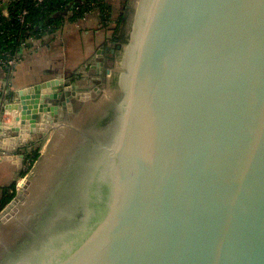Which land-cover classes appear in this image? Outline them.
I'll list each match as a JSON object with an SVG mask.
<instances>
[{
    "label": "water",
    "instance_id": "95a60500",
    "mask_svg": "<svg viewBox=\"0 0 264 264\" xmlns=\"http://www.w3.org/2000/svg\"><path fill=\"white\" fill-rule=\"evenodd\" d=\"M109 47L87 83L47 77L2 106L18 173L53 131L0 209V264H264V0H136ZM106 50L114 82L61 125L111 75Z\"/></svg>",
    "mask_w": 264,
    "mask_h": 264
},
{
    "label": "crops",
    "instance_id": "0c3cea01",
    "mask_svg": "<svg viewBox=\"0 0 264 264\" xmlns=\"http://www.w3.org/2000/svg\"><path fill=\"white\" fill-rule=\"evenodd\" d=\"M128 2L129 0H106L113 15L118 10L121 11L126 8ZM122 14L119 13V16ZM112 36L113 30L104 27L99 14L96 11H91L82 18L68 19V21L52 29L41 39L39 47L29 50L22 62L16 67L1 69L0 119L2 117L3 123L5 125L14 124L13 113L2 111V106L8 101L9 93L13 89L47 77L59 76L69 77L68 83L80 79H82L81 83H87V78H91L89 76L90 65L94 63L96 50L101 46L110 48V44L114 41ZM110 53L109 50H106L102 57L107 66L112 64L108 61ZM61 114L60 121L68 123V118L65 119L63 113ZM52 131L43 138L45 144H47ZM36 142L39 140H33L31 144ZM42 152L40 151V153ZM19 174L14 162L0 160V198L5 192L4 189L13 184Z\"/></svg>",
    "mask_w": 264,
    "mask_h": 264
},
{
    "label": "built area",
    "instance_id": "2783aa9c",
    "mask_svg": "<svg viewBox=\"0 0 264 264\" xmlns=\"http://www.w3.org/2000/svg\"><path fill=\"white\" fill-rule=\"evenodd\" d=\"M28 0H0V70L12 69L19 65L27 52L31 49L39 47V43L43 36L47 35L50 30L58 25L68 21V11L56 10L53 16L58 17V22L50 23L47 27L41 28L37 32L31 31L32 22L28 19L30 9L28 8ZM51 0H30V4L34 8H38L40 12L49 13L47 3ZM17 4H21L17 9ZM83 9V14L96 11L101 19L103 26L110 25L112 12L107 7L106 0H79L76 10ZM16 24L18 30H14ZM24 35V37H23ZM15 39V47H7L4 43L8 40ZM32 148L25 152L20 181L15 187V192L20 189L22 183L27 179L28 172L37 158L34 157Z\"/></svg>",
    "mask_w": 264,
    "mask_h": 264
},
{
    "label": "trees",
    "instance_id": "16d2710c",
    "mask_svg": "<svg viewBox=\"0 0 264 264\" xmlns=\"http://www.w3.org/2000/svg\"><path fill=\"white\" fill-rule=\"evenodd\" d=\"M28 2V8L30 9L29 13V20L32 22L31 24V31L37 32L41 28L47 27L50 23H55L58 22V17L53 16V12L56 10H62V11H68V19L69 20H76L79 18L84 17L86 14H83V9L81 10H76V7L79 5V0H51L50 2L47 3V9L49 13L47 12L46 14L43 12H40L38 8H34L30 4V0ZM21 4H17V9L20 8ZM108 9L112 12L110 6L107 3ZM115 21L114 27H110L111 30H113V40L117 42H124L126 39V33H125V27H126V18H123V14L119 16V18ZM104 27H108L107 25ZM14 30H18V26L14 24L13 26ZM52 30L49 31V33ZM24 37V35H23ZM44 37V36H43ZM42 37V38H43ZM7 47L9 46H16L15 45V39L8 40L4 43ZM106 120V118H105ZM103 120L101 123L103 124L105 122ZM34 145V144H31ZM33 155L35 158H37V149L32 150ZM4 194L0 198V209L7 204L14 196H15V184H11L8 188L4 189Z\"/></svg>",
    "mask_w": 264,
    "mask_h": 264
},
{
    "label": "rangeland",
    "instance_id": "374dc122",
    "mask_svg": "<svg viewBox=\"0 0 264 264\" xmlns=\"http://www.w3.org/2000/svg\"><path fill=\"white\" fill-rule=\"evenodd\" d=\"M135 1L136 0H129V2H128V4H127V6L129 5L130 6V12H129V16L126 18L127 19V21H126V27H125V33H126V39L124 40V42H122V44H125L126 43V41H127V39H128V34H129V31H130V24H131V17H132V13H133V9H134V5H135ZM125 9H127V8H124L123 10H118L117 12H115L114 13V15H113V13H112V16H111V20H110V25H107L109 28L111 27H114V25L116 24L115 23V21L114 20H117L118 18H119V13H123V11L125 10ZM119 56H120V53L118 54V58H119ZM116 66H117V61H116V64L113 66V68H112V73H111V75L110 76H108V77H106V81H105V83H103L102 84V87L100 88V92H98V93H90V97L89 98H85L84 100H80L81 101V105L76 109V111H75V114H77L78 113V111L80 110V108L82 107V105H83V103L86 101V100H88V99H91V100H94V99H97L100 95H102L106 90H108L110 87H111V85H112V83L114 82V78H115V75H116ZM75 118V117H74ZM73 118V119H74ZM73 119L70 121V122H68V123H66V121H64V122H62V124L61 125H69L72 121H73ZM46 137V136H45ZM45 140L44 139H41V140H39V142H36L34 145H28V146H26V147H22L21 148V151L23 150L24 152H26L28 149H30V148H32V150H36L37 149V154H38V156H37V160H36V162L34 163V165L32 166V168H31V171H32V169L34 168V166L36 165V163H37V161L40 159V157L43 155V152H44V149H45V147H46V144H45V142H44ZM38 143V146H36V144ZM27 149V150H26ZM26 150V151H25ZM31 150V151H32ZM40 151L42 152V153H40ZM31 171L30 172H28V176H29V174L31 173ZM23 175H25V173H23L22 171H21V173L16 177V179H15V181H14V184H15V187H16V185H17V183L20 181V178H22V176ZM27 176V177H28Z\"/></svg>",
    "mask_w": 264,
    "mask_h": 264
},
{
    "label": "flooded vegetation",
    "instance_id": "af4514ba",
    "mask_svg": "<svg viewBox=\"0 0 264 264\" xmlns=\"http://www.w3.org/2000/svg\"><path fill=\"white\" fill-rule=\"evenodd\" d=\"M118 52H116V53H114V54H112V53H110V55L108 56V61H110L113 65H115L116 64V57L118 56V54H117ZM73 104H74V107H73V112L72 113H67L66 111H63V112H61L60 111V114L59 115H62L61 113H63V116L65 117V118H68V122H70L74 117H76V114H75V111H76V109L81 105V102L80 101H76V100H73ZM62 116V117H63ZM59 118H60V116H59ZM93 117H91L89 120H91ZM95 119H98V118H95ZM88 120V121H89ZM99 122L100 121H98V120H92V121H90V122H87L86 124H85V127L83 128V130H82V132H81V134L83 135V134H88V135H90V134H92L93 132H96V131H98L101 127H102V125H99ZM16 227H14V228H12V227H5V228H2L1 229V232H3V234H4V238L5 239H11L12 237H14V236H18L17 237V239H19L20 237L22 238L26 233H22L21 232V234L20 233H18V232H16ZM16 241V240H15ZM13 242H11L10 243V245L12 244ZM4 253V251L2 250V246L0 245V256L2 255Z\"/></svg>",
    "mask_w": 264,
    "mask_h": 264
}]
</instances>
